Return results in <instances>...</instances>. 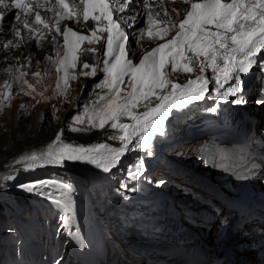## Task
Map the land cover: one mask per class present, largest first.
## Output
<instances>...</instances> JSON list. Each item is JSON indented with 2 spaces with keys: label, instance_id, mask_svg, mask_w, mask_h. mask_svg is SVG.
<instances>
[{
  "label": "snow or ice",
  "instance_id": "snow-or-ice-1",
  "mask_svg": "<svg viewBox=\"0 0 264 264\" xmlns=\"http://www.w3.org/2000/svg\"><path fill=\"white\" fill-rule=\"evenodd\" d=\"M136 2L147 9L148 24V27L140 29L137 35L143 37L146 31L149 39L166 41L158 43L150 50L142 48L140 55H137L131 46L126 48L128 34L121 25H127L129 21L120 17L114 18V12L123 13ZM179 2L190 4V7L183 11L179 8L169 10L161 0L159 5L161 11L155 12L149 0H111V3L110 0H73L72 5L68 0H54V4L48 0L49 10L54 9L56 17L49 22L36 10L43 7L36 0H11V3L8 0H0V22L4 20L5 10H19L14 15L19 26L10 29L14 38L23 39L22 29L32 34L40 32L41 28L37 26H42L49 32L55 29L56 35L51 36L53 44H56L58 35L63 37L64 55L60 56V46L57 45V59L54 61L55 72L62 73L56 85L59 95H65L69 80L77 78L70 74L69 69H75L78 63L81 68L80 75L84 77H95L98 68L104 73L102 81L95 85L97 89L108 90L104 95L97 94L102 103L93 106L90 112L85 111L87 120L80 115L72 116L66 128L72 132H89L107 127L116 130L117 133L109 134L108 138L122 142L121 147H111L104 143L88 147L63 143L65 129H61L46 150L22 156L17 163L26 161L27 168L33 169L44 165H62L66 160L85 161L102 168L104 172H110L120 163L121 157L132 150L130 145L150 149L151 137L157 132L164 133L165 118L172 109L184 108L192 101H201L207 95H211L210 83L215 85V95L218 99L228 101L230 97H236L235 103H245L242 96L241 74L248 73L253 66L257 70H264V54H261V50L264 49V0H200V2L179 0ZM144 14L141 12V15ZM80 16L83 21L81 31L74 30V27L61 30L59 26L61 20L72 21L73 24L80 23L78 18ZM181 16L183 19L171 18ZM30 17L33 18L31 24ZM133 19H136L135 13ZM89 20L94 22L92 29L87 28ZM173 29L175 35L166 39ZM86 31H90V35L84 34ZM39 39L44 37L41 36ZM101 41L104 45L99 50L101 58L98 62L95 65L87 61L80 62L82 56L88 54L95 56L98 49L93 45ZM85 43L87 47H83ZM17 46L13 39L0 44V48L4 49ZM133 57L138 62H134ZM27 59L30 62L31 55ZM48 59L51 60L52 57L49 56ZM208 68L211 69V73L206 76L204 73ZM194 72L197 75L194 79L189 78L187 83H178L172 78L177 74ZM26 74L22 72L21 76L15 79L19 81ZM33 75L40 77L41 73L35 72ZM124 85L131 91L122 95L125 93ZM27 87L35 90L32 84H27ZM153 101H156L154 105ZM257 102L264 103V99ZM23 107L25 106L21 105V108ZM139 108H143L144 111H137ZM209 110L215 112L216 108L212 107ZM124 118L130 119L132 123L122 122ZM134 140L136 145H133ZM144 163V160L140 159L134 164L133 169L129 170L131 179H137ZM49 185L71 190L70 184L61 185L43 179L22 184L20 187L33 192ZM132 190L135 191L134 188ZM56 203L62 204L60 200Z\"/></svg>",
  "mask_w": 264,
  "mask_h": 264
},
{
  "label": "rangeland",
  "instance_id": "rangeland-1",
  "mask_svg": "<svg viewBox=\"0 0 264 264\" xmlns=\"http://www.w3.org/2000/svg\"><path fill=\"white\" fill-rule=\"evenodd\" d=\"M157 2L158 1L152 2L154 11L157 10L160 5ZM141 12L145 14L141 15ZM146 12L147 9H144L139 2H136L131 4L125 12L117 13L114 17H120L121 19L129 21L127 25L122 24V26L125 27L126 34H128V44L126 45V48L131 46L137 55H140L142 48L144 50H149L152 47H155L158 43L166 42H159L161 40L151 41L145 36L141 37L137 35L140 29L144 28L143 25L146 18ZM17 13V10L12 9L11 13H6L8 19L5 18L1 22L0 44L3 43L1 42L3 41L1 39H13L9 29H11L13 21H15L12 18ZM133 13H135L136 19H133ZM78 18L81 21L80 23L73 24L72 21H65L64 23H67L68 27H74V30L76 31H81L83 21L82 17ZM172 31L174 32L175 29ZM53 32L55 33L54 28ZM38 33L39 32L34 34ZM47 33L48 35L46 37L42 34L39 36L44 37L42 40L38 37V41H41L34 43V48L30 50L31 52H27L24 47L27 43L35 40L32 37L28 40L24 37L20 40L21 44L19 45L18 40L15 39V41H17V47H9L7 49L0 48V162H2L5 158L7 160L10 159V161L0 165V264L68 263L71 260L68 254L71 248L70 242L69 244H65L64 253H57L59 258L54 261H47L43 255L41 257H37L30 252L28 247H25L26 245H32L34 241L33 238L35 236L34 233L38 231L41 235H43V232H45L44 228L41 227V221H44L43 223H47L49 225L50 219L55 218L57 225L61 228L60 233H63L64 236L67 235V238L71 239L72 242H75L73 240H76V233H80V223L77 217L78 215L81 216L83 221L86 219V210H88L87 204L90 203V201L93 203L90 215L91 225H93L92 219L95 216L94 210L98 206V208H100L103 213L108 216L110 225L119 226L116 224L117 220L113 219L114 216L125 217V215L130 213L131 207L135 206L134 204L143 202L145 201L144 199L150 196L152 199H160L159 195L163 196L165 194L170 196L168 197L169 199H173L174 204L178 209V213H180L179 218H183L182 220L188 222L190 225H195V227H197L199 231L201 230L204 234H213L214 242H212V247L216 249V237L219 236L218 233L220 230L219 228L222 225V218L220 219L217 217V213L213 211V207L211 205L204 206L205 203H202L203 198L200 195H197L201 192L193 190L192 185L185 186L184 182L178 181L177 179H166L167 177L164 174L158 175L159 171L141 172L137 179H131L129 176V170H132L134 164L137 163V157H134L132 154L121 158L117 167L109 173L104 172L103 169H98L97 173L98 171H101V175L97 180H93L94 178L91 175H85V168H87L86 165L84 166L85 168L83 167L84 169L79 165L75 166L74 169H63L61 167L54 166L28 169L26 161H20V163H17V161H19L22 157L21 154L23 152H26L30 148H33L41 143V141L44 140L45 136L52 129H65L63 138L68 140L72 139L73 142H71V144L73 145H79L81 143V141H76L77 139L91 138L100 133L109 135L116 132V130L107 127L105 129H94L89 132H72L66 128V124L71 122L70 118L74 115H80L87 120L88 116L85 115V111L88 110L90 112L93 106L102 103L99 101L97 94L104 95L108 90H101L95 87L96 83L101 82L104 77V73H102L99 68L97 69L95 77H84L80 75L81 68L78 63L75 69H69L70 74L75 75L77 78L75 80H69L68 91L65 95H59L56 85L62 73L55 72L56 65L54 64V61L57 59V45L60 46V56L62 57L64 55V49L62 47L63 37L58 35L56 44H53L51 41V36L53 34H51L48 30ZM173 34H175V32ZM103 45V41L99 44L93 45V47L98 49L96 55L93 56L92 54H88L86 56H82L80 62L87 61L89 64L95 65L101 58L99 50ZM87 46L88 45L86 43L83 45V47ZM29 55H31L30 62L27 59ZM129 55L131 56V53ZM49 56L52 57L51 60L48 59ZM133 60L134 62H138L134 57ZM22 65L23 67H21ZM22 72H26L27 74L17 81L15 78L20 77ZM35 72H40V77H35L33 75ZM259 72L257 76L259 75ZM180 76V74H177L172 78L174 80H178ZM125 79L127 80L128 78L126 77ZM24 81L27 83H24ZM27 84H32L35 90L33 91L32 89H29ZM253 84L254 82L252 85ZM251 86H249L247 90H249ZM254 86L255 92L250 94L251 97L246 96L247 92L242 95L243 99L246 101L245 103L237 104L234 102L232 104L236 107L239 106L242 108H249L253 119H255L254 121H256L257 132L259 134L256 140L259 144L264 141V123L262 120L264 117V103L256 102V100L260 101L256 97L259 93L260 82L256 81ZM63 87V82L61 81V91H63ZM124 88L125 93H122V95L126 94L127 91H131L127 85H124ZM209 99L210 98L207 100ZM247 101L251 102L252 105ZM155 103L156 101H153V104ZM21 105H24L25 107L21 108ZM194 105L197 104L195 103ZM200 106L201 105L199 104L193 108L194 113H198V116L202 110L208 111L210 108L214 107V104H211L205 109H201ZM142 110L143 108L137 109L139 112ZM195 117L196 115H193L192 117H188L186 121L184 120L185 122L180 126L181 128L179 131L182 133L189 123L190 125L195 123L198 120ZM128 121H130V119H122V122L124 123H127ZM257 121H259V123H257ZM74 126L83 127L82 125ZM179 131L177 135L168 133L164 137H169L167 141L177 140L179 135H181L179 134ZM110 142L114 145L118 144L116 140H111ZM114 145L111 147H116ZM183 145L185 146H182V144L179 146L176 145L171 151L169 145L166 147V144H164V148L166 147L164 149L165 151H171V153L181 155L180 157H175L174 155L170 156V159L174 161L173 163L184 165L190 172L194 171L204 175L208 174L214 179H219V181H225V179H227L225 182L226 184L229 179L235 180L233 175L223 174L225 173L224 171L219 170L216 167L212 168L211 166L205 164L204 161L201 160L200 156L197 155L196 150H194L195 142H191V144L185 143ZM236 149L237 148L235 147H231L234 156L236 155ZM145 158L146 156L144 154V161ZM151 173H153V176L155 177L144 183L142 180L146 178V176H150ZM221 176L226 177L222 178ZM90 178H93V181L90 180ZM40 179L55 181L61 185L70 184L71 190L65 189L62 186L57 187L49 185L48 187L42 188L38 191L28 192L24 188L20 187L22 184L33 183ZM259 179L260 177L257 176L254 181L260 182ZM133 188L135 191L132 190ZM86 190L92 191V196H96V198L94 199L90 196V194H88V199H90V201L87 200ZM117 197L123 198L119 201H124V207L119 212H114L110 210V208L121 205L120 203H117ZM181 198L185 199V201L180 200ZM57 200H60L62 204L58 205L56 203ZM189 200L191 201L187 202ZM112 201L114 205L110 204ZM146 204H149V202L145 201L141 203V205ZM108 205H110V207H108ZM192 208L196 211V213H194L196 218L213 216V221H211L210 225L207 224L209 227L199 226L194 218H191L189 214L186 215V211L188 209L192 211ZM62 209L69 212V220L66 216L64 217ZM96 215L103 217L102 214L96 213ZM95 219L96 217L94 220ZM191 221L193 224H191ZM72 222L75 225V232H73L74 227ZM33 225H35V227H33ZM226 226L228 225L222 226L221 231ZM249 228L252 227L250 226ZM257 231L258 230L253 227L251 231L249 230L246 232L247 237L259 239ZM27 232H32V234H27ZM63 237H57V240H61L60 242H62ZM69 239L65 240V243ZM116 239L117 238L115 237L114 240ZM18 242H21L25 246H22L20 243L18 244ZM81 247L85 249L90 247V242L83 239ZM47 248L50 251L49 243ZM19 252L26 253L30 257V260H25L24 262H21L23 261L21 258V261L19 259L17 260L16 254ZM120 258L121 261L119 264H146L145 259L139 260L134 256Z\"/></svg>",
  "mask_w": 264,
  "mask_h": 264
},
{
  "label": "bare ground",
  "instance_id": "bare-ground-1",
  "mask_svg": "<svg viewBox=\"0 0 264 264\" xmlns=\"http://www.w3.org/2000/svg\"><path fill=\"white\" fill-rule=\"evenodd\" d=\"M156 1H158L157 3H159V4L161 3V0H156ZM156 1H154V2H156ZM8 2L11 3V0H8ZM36 2H38L41 5H43V7L37 8L36 10L40 11L41 15L46 20H48L49 22H52L53 20L56 19L55 10L54 9L53 10H49V3H46V0H36ZM51 2L54 4V0H51ZM149 2L152 3L153 0H149ZM163 2L165 4V7H167L169 10L171 8H179L181 11H183L184 9L190 7V4L189 5L182 4V3L179 2V0H176V2H172V0H163ZM192 2H200V0H192ZM68 3L70 5H72L73 0H68ZM110 3H111V0H110ZM33 7L35 8V3L33 4ZM10 11L12 12V9L5 10L4 19L5 18L8 19L7 16H6V13H8V12L11 13ZM78 11H80V10H78ZM160 11H161L160 7H158V9L155 10V12H160ZM116 14L117 13L114 12V17H115ZM80 17H82V16H80ZM171 18L172 19H183V16H181V17H171ZM12 19L15 20L14 16H13ZM22 19H23V16H22ZM157 19H159V17H157ZM32 20H33V18L30 17L29 18V23L30 24L32 23ZM65 21H67V20H61L60 21V25L59 26H60L62 31L64 30V28L68 27L67 23H64ZM104 23H106V21ZM18 26H19V22L13 21V23L11 24V29H14L15 27H18ZM93 26H94V22L89 20L87 22V28L88 29H92ZM143 26H144V29H146L148 27L146 18H145V22H144ZM0 27H1V22H0ZM37 27L41 28V31L38 34H32V33H29L27 30H23L22 29V37L23 38L25 37L26 40L30 39V37H32V38H33V36L35 37L34 38L35 40H33V42L27 43L25 47L23 46L26 49L27 52H29L31 49L34 48V43L35 42H40L42 40L41 39L40 41H38V37L41 34L44 37H46L48 35L47 30L46 29L44 30L42 28V26H37ZM121 27L125 30V27H123L122 25H121ZM161 27H162V25H161ZM9 32L11 33L10 29H9ZM174 32L171 31L170 35L166 39H170L172 35H175V34H173ZM51 34L56 35L53 32V29L51 31ZM84 34L90 35V31H86ZM98 34L103 35V36L107 35V33H98ZM144 36L148 38L146 31L144 33ZM15 39L18 40V45L21 44V41H20L21 39L13 37V40H14L15 44L17 43V41H15ZM1 40H3L1 42L6 41V39H1ZM148 40L152 41V40H156V39H149L148 38ZM156 41H159V40H156ZM159 42H162V41H159ZM261 54H264V50L261 51ZM205 71H206V73H205L206 76H207L208 73L209 74L211 73V69L210 68L206 69ZM253 72H254V68L249 71V73H248L249 77H242L241 80L245 81V80L249 79L250 77H252ZM258 72H259V70H257V72L255 73V75L253 77H257ZM259 74H260V72H259ZM196 75H197L196 72H194L192 74H184V75H181L180 78L178 80L176 79L175 81L178 82V83H187V80L189 78H193L194 79ZM253 82H254V84L252 85ZM255 82H256V79L253 78L251 80V82H248L246 84L247 89L249 88V86L252 85L251 88L249 90H247V93L245 92L246 96L251 97L250 94H252V92H255L254 91L255 90V86H254ZM225 87H227V85H225ZM209 88L211 90V95H207L204 100L192 101L187 106H185L184 108L172 109L171 110L170 114L165 118L164 133L160 134V133L157 132L151 137L150 149H141L138 146L133 147L132 145H130V148L132 150L126 152L121 158H124V157L129 156L130 154H132V155H134V157H137L136 158L137 163H138V161L140 159H143V155L144 154L146 156L144 162H146L147 160H149L151 158H154L156 156V154H157L156 151L157 150H162L164 148V144H162V142L167 140V139H169V137L165 138L164 136L167 135L168 133H172L173 135H177L178 131L181 128L180 126L183 125V123L188 119V117H192L193 115H196L195 118H197L198 120L195 123L191 124V125L189 123V125L186 127V129H184L182 131V133L179 131L180 132L179 134H181V135H179V138L184 137L186 135V132L193 131L195 124H199V123L204 122V120L207 119L209 117V115L212 116V119H216V120L221 119L220 122H219V124H220L221 122H223L222 119L230 120L231 118H233L235 120L236 117L239 116L237 114V112H239L240 109H243L244 112H246V116L249 119L253 120L252 113L250 112L248 107L247 108H242V107H239V106L236 107L235 105L232 104L234 102L231 103V101H229V100L228 101L220 100L215 95V85L210 83ZM208 98H210V99L207 100ZM230 98H232V97H230ZM227 102H229V105L227 104ZM256 102H257V100H256ZM195 103L197 105H194ZM199 104L201 105L200 106L201 109H205L208 106H210L211 104H214V107L216 108V111L212 112L210 110H208V111L202 110L200 112V115L198 116V113H194L193 108H195ZM259 106H263V105H259ZM142 111H144V109ZM142 111H140V112H142ZM220 116H222V118H220ZM127 123L130 124V123H132V121L130 120ZM257 123H259V121H257ZM263 123H264V120H263ZM191 126H193V127L191 128ZM243 126H247L245 124V122L243 124H241L240 127H239V125H236L235 129H237V128L240 129ZM255 127H256L255 128V134H256V138H257L259 134L257 132V126H255ZM59 130H60L59 128L52 129L45 136L44 140L41 141V143H39L37 146H35L33 148H30L26 152H23L21 154V156L29 155L32 152L39 153L41 151L46 150L48 145L53 142V138H54L55 134ZM219 130L220 131L223 130V127H219ZM194 131L198 132L199 130L196 129ZM114 134H117V133L115 132ZM237 135H239L238 131H237ZM238 139L241 141L239 136H238ZM76 141H81V143L79 145H84L86 147L94 145V144H97V143H104V144H107L109 146H113L114 145L113 143L110 142L111 140L108 138V135H105V133L97 134V135H95L94 137H91V138L77 139ZM62 142L63 143H71V142H73V140L72 139L68 140L66 138H63V136H62ZM116 142L118 144H116L114 146H116V147L122 146V142H120L119 140H116ZM57 143L59 144V142H57ZM133 145H136V140L133 141ZM259 145H260L261 150L263 151L264 150V141L259 143ZM254 146H256V145L253 144V146H250V149H251V151L255 152L257 150L258 146L257 147H254ZM226 147H227L228 151L231 154H233L232 150H231V147H235L237 149L240 148L239 145H236V146L229 145V146H226ZM253 147H254V149H253ZM237 149L235 150L236 151L235 152L236 153L235 157H237L240 154L237 151ZM262 156H263V162H264V154H262ZM7 161H10V159L9 160H7L6 158L3 159V161L0 162V165H2V163H5ZM26 163H28V162H26ZM77 165H79L82 168L86 165L87 168L84 167L86 169L85 175H91L94 178V179L90 178V180H92V179L93 180H97L100 177V175H101V171H98V173H97V170L98 169L101 170L102 168H98V167H96V165L91 164V163H87L85 161L66 160L62 165H44L42 167H45V166L52 167V166H54V167H61L63 169H65V168L66 169H74V167L77 166ZM247 165L249 167H251L252 160H250V161L246 160V161L242 162V164H240V167H246ZM107 173H109V172H107ZM191 174H192V172H186L185 173V177L188 178V179H191ZM223 174L229 175L227 173H223ZM104 175H105V173H104ZM164 175L170 180L171 179L172 180H176L174 177H171L168 174H164ZM206 175L211 181H213L215 184L218 185V189L220 191L224 192L226 195H228L230 197L240 196L242 191L244 190V188L247 185V182L245 180L244 181L239 180V179L232 180V179L228 178L229 181L226 184L225 182H226L227 179H225V181H223V180L219 181V179H214V178L210 177V175H208V174H206ZM220 175H222V174H220ZM221 177L225 178L226 176H221ZM258 177H260V176H258ZM193 179L195 180L196 184L198 183L199 186H201L203 188V190L205 192H207V194L209 196L214 198V195L211 194V190H213V188L210 187L211 186V182L202 181L203 179L201 177H193ZM255 179L256 178H253L249 182L251 191L253 193H255V194H259V193L264 194V181L262 179H259L260 182L259 181H254ZM177 180H179V179H177ZM193 190H195V191L197 190V191L202 193V191L200 189H197L195 187H193ZM86 191H87V198H86L87 200L90 201V199H88V196H89L88 194H90V196L92 198H94V199L96 198V196H92L93 195L92 191H90V190H86ZM214 191H216V190H214ZM207 196H206V198H207ZM159 197L161 199L160 195H159ZM120 199H123V198L120 197V198L117 199L118 201L117 200L116 201H117V203H120L121 205H119V206L117 205L114 208H110V210H112L114 212H119L121 209H123L124 201H119ZM160 199H158V198H153L152 199L151 196L147 197L144 200L149 202V204L141 205V203H143L145 201L139 202L137 204H134L135 206L131 207L130 213L125 215L126 217H120L119 218V221L121 219H123L122 221H124V224H126L128 222V218L127 217H129V219L131 221V216H132L133 220L135 221L134 225L138 229V230H133V234L135 236H137V237H140V238L144 237L146 242L148 244H151L153 246V248H156L157 246H159V244L154 243L153 238L151 237V235L148 233L147 230H148V226H150L152 224V222L156 218H158V216H160V211L159 210L156 211L157 210L156 209V204L160 203V201H161ZM212 201L215 204H219L218 201H216L215 199H212ZM110 204L114 205L113 201ZM209 205L205 203L204 206H209ZM87 206H88V212H87V215H86L87 225H86V227H84V231H85L86 236L88 237L89 241L91 242V246L93 248L97 237H99L101 235V233L95 227V224L91 225L90 215H91V210L93 208V203L90 201V203H88ZM108 207H110V205H108ZM192 212L193 213H191L190 210L188 209L186 211L187 214L186 213L185 214L186 215L189 214L191 216V218H194L195 220H198L196 218L195 214H194V213H196V211L193 210V208H192ZM133 214H134V216H133ZM179 214L180 213L176 212L174 217L181 223V225H179V224L177 225V223L175 221H170V219H164L162 221V223L172 226L173 231L170 232V230H169V231H165L164 233H158L156 236L157 237H161V239H163V241L165 239H168L167 246L164 245V244H162V245L167 247L168 250H173L174 254H176L179 258H180L181 254H182V258H183L184 261L187 262V264H192V262L197 263L193 257L195 255H197V254H202L204 256L207 252H208V254H207V256H205V258L206 257L207 258L210 257V259L213 260V261H215V259L224 261L221 264H258L259 262L260 263L262 261L264 262V254H261V258H259V256H257L260 250L263 251V253H264V234L262 232H260L258 227L254 226V228H256L258 230L257 232H258V235H259V239H253L251 237H247V233L246 232L249 231V230L250 231L252 230V228H249L250 227L249 225H245L246 230H244V229H242L240 227L234 226L232 219H228V221L230 223L227 224L228 226L223 228L222 231H221V227L222 226L221 227L219 226L220 227L219 228L220 230H219V233H218L219 236L216 237L217 248L215 249V248L212 247V242H214L213 234H209V233L204 234V233H202V231L201 230L199 231L197 229V227H195L194 225H190L188 222L183 221L182 220L183 218L182 219L179 218ZM223 215H224V213H223ZM162 216L165 217L166 215H162ZM219 218L220 219L222 218V223H224L223 220L226 217H219ZM108 224H109V220H108ZM109 226L111 227L112 232H114V233H116V234H118L120 236L119 240L124 239L126 241V239H129V240L133 241L135 239L132 236H130V237L127 236V232L120 225L119 226H114V225H110L109 224ZM263 229H264V226H263ZM96 230L98 231V233H97ZM220 231H221V233H220ZM210 233H211V231H210ZM129 234H132V232H129ZM187 240H188V242L191 241V240L197 241L199 243L200 248L198 250H195V251H192V249H191L189 251V253H184V244L187 243L186 242ZM194 249H196V248H194ZM87 255H88V261H91V252H90V250H89ZM212 255H214V257Z\"/></svg>",
  "mask_w": 264,
  "mask_h": 264
},
{
  "label": "trees",
  "instance_id": "trees-1",
  "mask_svg": "<svg viewBox=\"0 0 264 264\" xmlns=\"http://www.w3.org/2000/svg\"><path fill=\"white\" fill-rule=\"evenodd\" d=\"M247 102L251 104V102H249V101H247ZM263 137H264V134H263ZM152 178H154V176L149 177V179H152ZM144 180H146V179H144ZM197 185H198V187L196 186L195 188L200 189L202 191V193L205 194V196H207L208 195L207 192H205L204 190H202V187H200L198 183H197ZM180 200L185 201V199H183V198H181ZM190 201L191 200H189L187 202H190ZM56 215H57V212H56ZM43 222L44 221H41L40 224H41V227L44 228L45 232H43V235H41L38 231L36 233H34L35 236L33 238L34 241L32 243L33 246H36V248L34 250L35 253L36 252H39L40 254H44V250H46V246L48 245V243L49 244L51 243L50 245H53L50 248V251L51 252L52 251H55L57 248H61L62 246L60 244H58V246L57 245H54V244H57V241H55V237H60L61 238V237L64 236L63 233H60L61 228H59V226L57 225V222L55 221V218H51L50 219L49 225L47 223H43ZM33 227H35V225H33ZM27 234H32V232H27ZM65 239H68V238L67 237L63 238L62 242L65 243ZM67 242L68 241H66V243ZM25 243H26V241H25ZM18 244H19V242H18ZM119 245L123 246V244L121 242L119 243ZM121 248H123L122 250H125L124 247H121ZM17 259H18V257H17Z\"/></svg>",
  "mask_w": 264,
  "mask_h": 264
}]
</instances>
